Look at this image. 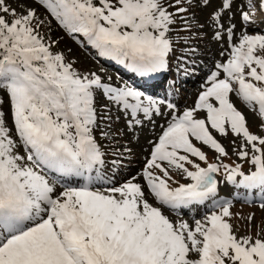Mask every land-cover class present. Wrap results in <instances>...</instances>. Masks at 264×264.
Returning a JSON list of instances; mask_svg holds the SVG:
<instances>
[{
  "label": "snow or ice",
  "instance_id": "obj_1",
  "mask_svg": "<svg viewBox=\"0 0 264 264\" xmlns=\"http://www.w3.org/2000/svg\"><path fill=\"white\" fill-rule=\"evenodd\" d=\"M35 2L69 35L79 34L101 57L141 77L166 68L169 34L187 11L182 0ZM210 2L203 0V6ZM16 3L19 11L12 0H0V93L9 104L8 113L0 112V264H264L260 232L255 239L235 234L231 200L213 199L218 211L192 226L162 211L214 198L213 174L221 167L229 183L240 177L237 187L259 189L264 208V136L249 131L230 99L235 94L254 111L264 131V35L242 33L233 43L227 29V60L210 70L194 108L172 115L162 129L140 174L143 183L132 176L116 185L101 172L104 153L93 134L96 93L137 124L138 113L161 114L159 102L134 87L104 83L96 73L77 72L51 50L36 10ZM232 3L222 0L209 19L217 23ZM246 8L241 20L250 24L253 12L264 14V0H248ZM215 38L222 39L219 33ZM199 112L206 117L197 118ZM210 129L241 137L234 151L254 170L244 174L239 164L208 163L194 141L218 157L228 155ZM173 170L190 182L174 181ZM67 177L79 178L76 186L63 183ZM57 184L63 191L57 193Z\"/></svg>",
  "mask_w": 264,
  "mask_h": 264
},
{
  "label": "rangeland",
  "instance_id": "obj_2",
  "mask_svg": "<svg viewBox=\"0 0 264 264\" xmlns=\"http://www.w3.org/2000/svg\"><path fill=\"white\" fill-rule=\"evenodd\" d=\"M236 1L238 0H233V3ZM23 3L28 4L31 8L35 9L38 17L44 20V25L41 27L40 31L41 34L44 35L46 41L52 44L51 50L54 53L63 54L65 62L71 63L72 67L81 74L96 73L101 77L104 83H108L113 87H117V85L123 87V80H128V77H121L117 74L118 78H115L108 71L111 69H108L106 65L96 60L98 52L87 44L84 37L79 34L69 35L39 3L35 2V0H23ZM221 4L222 0H211L210 4L207 7H204L203 0H182V6L187 8V11L176 18V23L172 26L173 31L169 35L176 36L177 41H180V47L183 48L188 44L189 50L192 49L189 52V54L192 55L191 57L184 56L191 60V67L193 68V74L191 75V78L193 79L186 82L185 86L182 87L181 91L184 92V94V89L188 85L192 82H194V84H199L201 80H206L210 70H214V65L221 62L223 59L228 58L229 45L227 42V29L232 28L238 35L239 33L242 34L243 28L240 26L238 28V25H235V22L239 19L237 10L239 7H236V4H234L235 6L233 9L231 8L230 11L222 12L217 23L214 24L209 19L211 13L220 10ZM12 7H17V10H20L17 6L16 0H12ZM243 8L247 9L246 7ZM169 11H172V9H169ZM259 19V15L254 17V24H246L244 31L247 30V26H260ZM233 25H235V28H233ZM180 26H184L186 29L179 32L178 28ZM217 33L220 34L222 39L217 40L215 38ZM48 34L51 35L48 36ZM238 35L233 33V36ZM236 40L237 38L233 39L232 42L234 43ZM173 63V65H175L176 60H174ZM206 65L208 66L206 67ZM115 73L117 72L115 71ZM153 99L158 102L164 101L158 97ZM230 99L235 101V106L237 105L236 107H239L245 116L249 131L252 134L264 136V131L261 130V123L256 114L249 108L245 107L241 102L239 103L238 99L236 100L235 94H232ZM157 107L161 114L158 115L153 112L150 113V118H145L142 113H138L136 119L139 123L137 124L135 121H131V117L128 113L121 111L117 105L109 102L102 92L98 91L96 93L95 108L98 120L97 127L93 134L98 144L108 152V157H111V160H113V163H110V166L114 169L118 167L122 168L119 175H121V177H126L119 182L125 181V178L127 177L129 179L132 174L137 176L139 182H141L139 176L146 160L147 145L152 139H154L153 136L156 133L157 127L159 129V126H162L164 121L165 125L167 119L171 118L173 115V112L164 109L165 106H163L162 103H158ZM183 107H190V105ZM8 110V99L5 95L0 93V112L8 113ZM130 121L133 125L131 128L128 127ZM102 130L107 133L106 136L101 135ZM213 134L228 153V155L224 157L230 159L235 165L240 164L245 167L248 165L247 160H240L237 157V151L242 142L241 137L232 135L230 130H228V134L225 136H221L215 132V130H213ZM234 149L237 151H234ZM246 150L250 152L251 149L248 148ZM206 151L209 150L206 148L205 152ZM210 158L215 162L221 161V157H218L216 153L211 154ZM174 173L178 176L176 171H174ZM222 173L223 172L221 171L218 174L220 175ZM244 174L248 173L246 172ZM111 178L115 179L112 175ZM187 181L188 180L185 179V182ZM226 185L227 182L224 181L222 186ZM56 191L57 193L63 191L60 184H57ZM218 195L221 198L232 199L229 192H227V189H221ZM231 202L232 205L230 212L232 213V217L229 222L231 223L235 234L237 236L250 235L255 239L257 238V232L259 231L260 238L264 239V208H255L257 207V203L255 202L247 204L235 199ZM207 212L208 210L200 211L198 217H196V215L193 217L194 221L201 219V215H207ZM163 214L174 222L177 220L164 211ZM249 216L253 217L251 223H249L247 219ZM183 218L184 219L179 220L186 221L192 226V222L189 218Z\"/></svg>",
  "mask_w": 264,
  "mask_h": 264
},
{
  "label": "bare ground",
  "instance_id": "obj_3",
  "mask_svg": "<svg viewBox=\"0 0 264 264\" xmlns=\"http://www.w3.org/2000/svg\"><path fill=\"white\" fill-rule=\"evenodd\" d=\"M247 2H248V0H247ZM238 28H239V26H238ZM96 60H98V61H100L102 64L106 65L108 69H111V70L116 71L117 74H118L119 76H121V77H128L127 72L124 71V70H125V67L122 66V65L117 64L115 61L109 60V59L104 58V57H99V58H97ZM110 67H111V68H110ZM114 68H115V69H114ZM127 79L129 80V78H127ZM124 177H126V176L121 177V178L118 180V182H116V184H118L119 181H120L121 179H123ZM127 179H128V177L125 178V180H127ZM218 183H219V180L217 181V184H218Z\"/></svg>",
  "mask_w": 264,
  "mask_h": 264
}]
</instances>
